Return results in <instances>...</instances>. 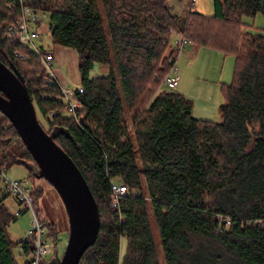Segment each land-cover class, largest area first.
<instances>
[{"label":"trees","instance_id":"obj_1","mask_svg":"<svg viewBox=\"0 0 264 264\" xmlns=\"http://www.w3.org/2000/svg\"><path fill=\"white\" fill-rule=\"evenodd\" d=\"M170 0H27L48 13L56 46L75 50L84 92L78 119L68 116L62 89L38 55L7 36L22 16L18 0H0V61L26 80L37 113L56 143L88 182L101 228L80 264H161L152 218L165 264H264V33L247 29L244 17L264 16V0H215V14L190 9L172 13ZM170 30L191 45L235 58L234 78L222 85L219 123L197 119L193 103L165 88L177 57ZM172 60V61H171ZM107 74L91 78L95 65ZM55 114L50 118V114ZM23 165L30 178L35 161L11 122L0 112V165ZM128 186L119 209L112 184ZM35 210L43 197L33 187ZM137 192L134 194V192ZM0 200V264H18L35 252L28 237L14 244L8 228L19 216ZM49 235L58 241L55 223ZM128 250L121 259V239ZM58 256V251L55 257ZM47 264V263H44ZM49 264V263H48Z\"/></svg>","mask_w":264,"mask_h":264},{"label":"rangeland","instance_id":"obj_2","mask_svg":"<svg viewBox=\"0 0 264 264\" xmlns=\"http://www.w3.org/2000/svg\"><path fill=\"white\" fill-rule=\"evenodd\" d=\"M169 6L172 13L182 17H185L186 13L190 9L206 16H213L215 14V0H197L193 7L191 6V0H170ZM243 21L245 22L247 29L252 33H264V16L262 14H257L255 17H244ZM45 25H48L47 21H45ZM38 44L42 45L47 53H49V49H52L53 51L56 47V45L52 42L50 34L43 35ZM176 66L178 68V76L180 77V85L174 90V92L183 94L186 98L192 101L194 117L209 120L215 123L221 122L222 118L220 114V106L225 101L224 95L222 94V85H229L233 82L235 58L231 55L226 56L221 52L208 49L206 47L199 48L195 46H188L185 51L178 56ZM99 67L103 68L105 74H107L108 69L97 64L90 73L91 78L96 77ZM54 68L55 70H60L58 67L54 66ZM51 71L52 68L49 70V73ZM62 72L65 77L70 79L68 82L69 86L74 89L78 88L79 84L72 82L71 71L69 72L68 69L63 68ZM75 76L77 77L76 74ZM161 87V90L166 88L164 86V81ZM181 87L182 90L180 92L179 88ZM37 114L39 122L48 132L50 127L47 120L39 113ZM6 174L10 181L20 182L27 180L30 183V187H38L43 191L44 195L38 204V210L40 211L39 218L45 224V238L51 250L53 249L54 242L52 237L49 235L48 225L50 223H55L57 225V251L58 256L62 258L69 240V220L61 198L53 187L45 180L31 179L29 170L23 165L15 164L9 167ZM4 185V181L0 180V200H3L5 196L1 192ZM13 199L14 194L6 199L5 206L10 213L15 215L16 210L19 209V205ZM32 221L33 215L30 211H27L25 214L18 217L16 223H12L9 226L8 233L14 244L19 243L26 237ZM151 222L155 242L159 247V259L161 264H165L161 250L160 232L153 218ZM215 249L220 256L229 260L230 264L234 262L227 256L225 251H222L217 247L212 248L214 254H216ZM13 250L18 264H24L28 261L26 256L19 255V248L17 245ZM127 250L128 240L123 237L121 239V259L125 257ZM54 257L55 253L52 251L51 254L47 256L46 263H50Z\"/></svg>","mask_w":264,"mask_h":264},{"label":"water","instance_id":"obj_3","mask_svg":"<svg viewBox=\"0 0 264 264\" xmlns=\"http://www.w3.org/2000/svg\"><path fill=\"white\" fill-rule=\"evenodd\" d=\"M0 112L11 122L32 155L33 174L45 180L61 198L69 220V240L63 257L49 264H80L85 252L97 242L101 219L99 207L82 172L56 143L69 134L57 127L50 134L43 128L26 80L18 70L0 61Z\"/></svg>","mask_w":264,"mask_h":264},{"label":"built area","instance_id":"obj_4","mask_svg":"<svg viewBox=\"0 0 264 264\" xmlns=\"http://www.w3.org/2000/svg\"><path fill=\"white\" fill-rule=\"evenodd\" d=\"M22 7V16L16 24H10L7 27L6 34L8 37H17L19 42L24 46L32 49L38 55L41 54V46L38 44L42 36V25L48 20V13L42 10L34 9L27 5V0H18ZM197 0H191V6L196 4ZM171 32V45L176 52V57L182 54L185 49L191 45L190 41L181 33L170 30ZM172 61V60H171ZM175 63L171 65L169 74L164 80V86L169 90L177 89L180 77L178 76V68ZM48 58L44 59V65L48 70H51V65ZM52 77L51 73H49ZM62 89V88H61ZM84 92L83 87H79L76 92L62 89V100L67 105V115L78 119V111L82 109V104L77 100L76 94H82ZM55 114H50V118ZM7 165H0V180L4 181V187L1 192L5 196H11L14 194L15 202L19 205V209L16 210L15 216H19L24 210L30 211L33 215V221L26 237L34 240L35 252L30 255L32 258V264H44L46 258L52 251L56 253L58 244L53 239V249L51 250L47 240L45 238V224L40 220L35 210V201L32 195L33 187H30L29 181H10L7 177ZM130 193L128 186L124 184L114 183L112 184V206L115 209H119L122 200L126 195ZM137 192L135 191L134 194Z\"/></svg>","mask_w":264,"mask_h":264},{"label":"crops","instance_id":"obj_5","mask_svg":"<svg viewBox=\"0 0 264 264\" xmlns=\"http://www.w3.org/2000/svg\"><path fill=\"white\" fill-rule=\"evenodd\" d=\"M41 29H42L41 38L43 37V35L50 34V28L48 25L46 26L45 24H43ZM41 38H40V40H41ZM40 46L43 47L42 45H40ZM189 46H194V45H189ZM195 47H197V46H195ZM48 52H49L48 54L50 55V57L48 59L51 63L50 67L52 68V71L50 73H51L53 79L58 83V85L62 89L69 90L71 92H76L77 89L82 86V77L80 74L79 60H78L79 57H78L77 52L72 50V49L63 48L61 46H56L53 49V51H52V49H49ZM54 66L60 68V70L59 69L55 70ZM63 68L68 69L69 72L71 71L72 82L78 83L79 84L78 88L74 89V88H71L69 86L68 82L70 81V79L63 75V72H62ZM75 74L77 75V77L75 76ZM100 75H105V71L101 67H99V71H98L96 77L100 76ZM181 90H182V87L179 88L180 92H181ZM201 120H204V119H201ZM206 121H209V120H206Z\"/></svg>","mask_w":264,"mask_h":264}]
</instances>
